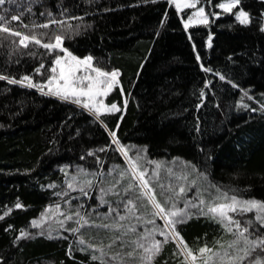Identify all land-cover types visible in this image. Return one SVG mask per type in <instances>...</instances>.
Wrapping results in <instances>:
<instances>
[{
  "label": "trees",
  "instance_id": "1",
  "mask_svg": "<svg viewBox=\"0 0 264 264\" xmlns=\"http://www.w3.org/2000/svg\"><path fill=\"white\" fill-rule=\"evenodd\" d=\"M201 1L199 6L206 12L222 14L209 15L208 25L187 29L183 19L188 11H177L169 0H94L91 4L88 0H6L0 5V13L11 9L9 22L19 24L10 17L22 5L19 10L24 12L25 22L43 23L48 17L40 13L47 8L66 25H79L78 34L56 25L35 31L48 33L45 42L54 39L56 32H65L63 43L75 55L91 54L93 63L108 70L121 69L119 79L129 103L124 110V94L117 87L106 103L118 102L122 111L104 114L103 119L123 143L147 146L148 158L166 166L177 164L190 170L195 165L198 173L206 172L215 183L239 186L244 195L264 199V111H260L264 103V31L259 27L264 21V0H241L233 9L234 13L242 6L249 11L252 23L248 25L241 24L233 13L221 11L218 3L222 0ZM29 4L30 12L26 11ZM64 8L67 12L59 15ZM210 34L211 47L207 40ZM18 40L0 32V76L19 80L27 74L34 81L46 79L55 54L34 42L27 48L17 47ZM56 52L63 54L59 49ZM41 63V72H35ZM201 63L226 74L241 87L205 72ZM21 86L27 82L14 84L0 78V105L7 104L11 113L16 112L0 117V257L4 258L0 264H99L79 250L68 255V245L73 244L70 233H65L69 239L35 236L13 242L21 229L38 232L29 230L31 221L40 218L50 204L59 202L69 207L64 201L71 200L73 205L83 203L89 211L101 204L99 184L88 196L67 188L66 181L78 166L89 172L99 170L88 149H97L105 173L112 176L117 175L110 172L115 165L126 164L115 145L98 151L111 143V137L86 110L73 106L67 111L61 102L36 98L33 94L37 92L31 90L32 94ZM201 89L206 97L200 96ZM242 89L249 90V95L244 96ZM197 124L200 132L196 131ZM135 151L132 148L130 154ZM188 161L191 164H186ZM197 172L189 178L196 177ZM49 184L55 187H47ZM61 189L68 195H57ZM18 198L26 208L14 207ZM9 208L11 212L4 215ZM10 224L13 227L9 229ZM178 227L193 248L205 242L219 247L217 239L231 238L218 223L203 216ZM175 251L176 242L170 240L154 264H178L182 257L174 255Z\"/></svg>",
  "mask_w": 264,
  "mask_h": 264
},
{
  "label": "snow or ice",
  "instance_id": "2",
  "mask_svg": "<svg viewBox=\"0 0 264 264\" xmlns=\"http://www.w3.org/2000/svg\"><path fill=\"white\" fill-rule=\"evenodd\" d=\"M8 2L14 3L17 0H8ZM39 2L40 0H37V3ZM93 2L94 0H88L89 4ZM5 3L6 0H0V5ZM198 3H201V0H169V4L175 5L177 11L194 9L186 19H183L185 29L190 25H208L209 15L219 17L222 14L206 12L204 6L197 7ZM204 3H212V0H204ZM237 5H241V0H223L218 3V7L227 13H233ZM20 7L22 5H18L17 13L10 17L11 20L20 22L16 25L9 22L8 13L11 9H5L0 13V32L8 33L14 38L18 37L17 47L23 45L27 48L29 42H34L37 45L43 44L45 49L54 53V60L50 65L51 74L39 81H34L33 77L27 74L19 80L15 76L7 75L0 78L10 80L14 84L23 85L27 82L28 87L36 88L41 93L56 96L62 101L71 102L86 110L108 130L111 137V143L103 145L98 151L104 152L105 149L115 145L126 164L115 165L110 172H116L117 175L112 176L110 173H105L103 160L96 155L97 149H88L87 154L95 156L99 170L89 172L78 166L76 173L67 179V188L69 190L78 188L81 196H88L90 190L99 184L100 203L108 205L107 211L99 212L98 205L89 211L85 209L83 203L73 205L71 200L64 201L69 205L66 209H62L59 202L50 204L48 209L40 213L39 220L34 218L31 221V224L39 227L40 230L30 233L26 229H21L19 237L13 242L19 243V238L35 236L69 239L70 237L65 236V233H70L73 244L68 245L69 256L79 250L88 253L90 261H98L99 264H154L155 258L171 240L176 242L174 255L182 257L178 264H264V199L244 195L239 186L215 183L208 178L206 172L198 173L195 165H192L190 170L186 167H181L178 171L174 170L161 161L150 160L147 146L137 148L135 145L123 143L117 131L108 128L103 119L104 114L122 111L118 102L106 103V98L117 87L124 94V110L129 103L119 79L121 69L108 70L95 64L93 63L95 57L91 54L83 57L75 55L63 43L67 35L65 32H56L54 39L49 38L45 42L44 38L48 33L35 31L36 29H47L49 25H56L57 28H66L73 34H78L80 26L66 25L63 20L55 18L47 8L45 12L40 13L41 16L46 13L48 17L43 23H38L36 20L25 22L24 12L19 10ZM31 10L29 4L26 11ZM66 12L67 9L64 8L59 15L63 16ZM233 15L243 25L252 23L249 11L242 6ZM65 19L81 18L66 16ZM259 27L264 31V21ZM189 39H192V33H189ZM207 40L211 47L213 34H210ZM13 42L16 43L15 39ZM195 46L193 42V47ZM58 49L63 54L57 53ZM30 54L35 55V53ZM231 58L229 56V59ZM197 59H200L198 52ZM43 67L44 64L41 63L35 68V72L40 73ZM200 67L205 72L214 73L220 80H227L236 88L241 87L235 80L229 79L226 74L211 66L201 63ZM206 83L212 86L211 80ZM242 91L244 96L249 95V90L242 89ZM200 96L206 97L203 89L200 90ZM252 111L257 109L253 108ZM260 111H264V103H261ZM116 128H119V124ZM195 128L197 132L201 131L199 124ZM132 148H136V151L130 154ZM201 151H204L203 147ZM153 164L155 167L150 168ZM186 164L191 162L188 161ZM162 168L166 169L164 177H161ZM192 172H197V176L189 179ZM89 176L91 179L87 178ZM172 177L175 179H171ZM163 181H167V184L165 185ZM192 185L196 186L195 195L189 196L187 193ZM47 187H55V185L49 184ZM109 194L113 199H105ZM57 195L67 196L68 192L61 189ZM181 201H183L182 206ZM14 207L22 209L27 205L19 202L18 198ZM51 209L55 211H49ZM10 212L11 208L4 215ZM249 213L254 215L249 217L247 215ZM201 216L214 220L225 233L230 234L231 238L227 241L217 239L216 243L219 247L209 246L207 242L198 248L190 246L178 225L186 223L193 217ZM158 220L163 221V224L157 223ZM141 225L143 228L140 227ZM12 227L13 225H8L9 229ZM157 234L163 237V240L158 239ZM3 260L4 258L0 257V261ZM4 264L7 262L4 261Z\"/></svg>",
  "mask_w": 264,
  "mask_h": 264
},
{
  "label": "rangeland",
  "instance_id": "3",
  "mask_svg": "<svg viewBox=\"0 0 264 264\" xmlns=\"http://www.w3.org/2000/svg\"><path fill=\"white\" fill-rule=\"evenodd\" d=\"M202 2V1H201ZM221 2H223V0L221 1ZM199 5H200V3H198L197 4V7H199ZM175 6V5H174ZM220 9V8H219ZM184 10H186V11H188V13L187 14H191V12L192 11H194V9H191V8H186V9H184ZM184 10H182V11H184ZM221 11H224L223 9H220ZM191 26H196V25H190L189 27H191ZM21 87H23V88H26V89H28L29 91H31V90H33V91H35V92H37V93H35V94H33L34 92L33 91H31V93L33 94V95H35L36 96V98H39V99H47V100H52V101H55V102H57V101H59V102H61L60 104H62V105H64L65 107H66V110L68 111L69 110V108H71V107H73V106H78V105H75V104H73V103H71V102H67V101H62V100H60L58 97H56V96H53V95H48V94H45V93H41L38 89H34V88H31V87H27V86H21ZM70 104V105H67V104ZM66 104V105H65ZM70 106V107H69ZM80 107V106H79ZM72 109V108H71ZM24 111V109H21L20 110V112H23ZM11 114H16V112L15 113H11V110H10V107L7 105V104H5V105H0V117L1 116H6V115H11ZM119 152V151H118ZM121 157L123 158V156L121 155ZM124 159V158H123ZM125 163H126V161H125ZM170 167H173L174 168V170H179L181 167L179 166V165H177V164H172V165H170ZM166 175V169L165 168H163L162 170H161V177H164ZM87 178H89V179H91V177H87ZM171 179H175V177H172ZM190 179V178H189ZM192 179V178H191ZM164 183H165V185L167 184V181H163ZM76 189H78V188H76ZM157 191L159 192V188L157 189ZM195 191H196V186L195 185H192V186H190V191L187 193L189 196H193V195H195ZM162 198V197H161ZM105 199H113V197L111 196V194H109V196H107ZM182 204H183V201H181V206H182ZM61 208L62 209H66V208H68V207H65V206H61ZM107 208H108V205H106V204H99V207H98V211L99 212H106L107 211ZM49 211H55V209H51V210H49ZM40 218H38L37 220H39ZM47 223V222H46ZM157 223H159V224H163V221H160V220H158L157 221ZM141 228H143V225H141L140 226ZM149 227H151V225H149ZM34 229H37L38 231L40 230V228L39 227H36V226H33L32 224H30V228H29V230H34ZM157 238L158 239H161V240H163V237H161V236H159V234H157Z\"/></svg>",
  "mask_w": 264,
  "mask_h": 264
}]
</instances>
